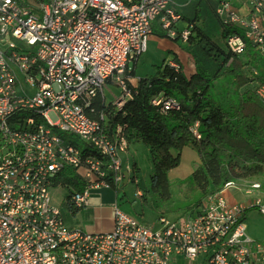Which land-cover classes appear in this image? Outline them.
Returning <instances> with one entry per match:
<instances>
[{"label": "built area", "instance_id": "2783aa9c", "mask_svg": "<svg viewBox=\"0 0 264 264\" xmlns=\"http://www.w3.org/2000/svg\"><path fill=\"white\" fill-rule=\"evenodd\" d=\"M221 0L218 13L236 24L250 43H264L263 0ZM171 0H0V264H173L177 257L209 264H264V241L246 235L245 211L264 215L262 185L243 189L228 183L211 195L200 213L183 220L159 217L162 229L139 222L114 204V227L89 233L66 226L51 190L66 169L84 170L86 188L69 199L76 209L89 205L92 191L121 187L133 167L121 157L129 145L91 117L93 102L105 87L117 85L130 97L127 70L147 52L154 23L171 28L181 15ZM251 13V14H250ZM189 31H184L187 41ZM243 54L242 35L227 39ZM172 66L176 67L175 64ZM25 77L31 92L23 88ZM131 82L134 80L131 79ZM264 103V86L258 89ZM153 104L179 110L161 97ZM103 118V115L101 116ZM95 149L103 158L85 152ZM107 160V161H105ZM240 188L246 202L230 204L227 189ZM142 193L139 190L138 196Z\"/></svg>", "mask_w": 264, "mask_h": 264}, {"label": "trees", "instance_id": "16d2710c", "mask_svg": "<svg viewBox=\"0 0 264 264\" xmlns=\"http://www.w3.org/2000/svg\"><path fill=\"white\" fill-rule=\"evenodd\" d=\"M204 2L218 21V42L211 37L204 15L187 21L184 30L174 23L171 27L176 32L174 37L164 27L165 34L161 35L184 43L193 73H185L175 58L172 63L156 65L153 74L138 77V59L134 58L129 65L131 71L127 70L125 76L130 97L123 106L107 104L105 95H99L93 102L95 111H90L91 117L99 120L111 135L121 128L128 145L143 144L148 148L153 165L151 186L158 198L169 195L168 173L179 165L181 153L187 147L200 156L201 163L189 179L208 196L206 200L222 192L228 183L240 187L264 175V103L257 92L264 86V43L248 42L241 28L220 15L221 0ZM235 8L241 15L249 14L243 6ZM179 14L182 20L184 17ZM184 31L190 33L187 41L183 39ZM233 34L244 37L247 45L243 54L230 50L227 39ZM131 79L138 81L133 83ZM225 81L233 85L225 86ZM123 95L121 91L118 99ZM159 97L176 101L180 109L164 111L155 106L153 100ZM85 152L103 160L90 146H85ZM83 173L84 170L66 169L57 178L55 187L62 185L71 189V193L72 189L82 192L87 184ZM134 174L138 177V191L142 193L139 176ZM239 180L246 181L239 185L236 182ZM123 186L113 189L120 194ZM70 197L71 194L66 199L73 208ZM206 200L198 198L184 215L200 213Z\"/></svg>", "mask_w": 264, "mask_h": 264}, {"label": "rangeland", "instance_id": "374dc122", "mask_svg": "<svg viewBox=\"0 0 264 264\" xmlns=\"http://www.w3.org/2000/svg\"><path fill=\"white\" fill-rule=\"evenodd\" d=\"M236 7L242 6V1L232 0ZM202 13L207 19L206 25L211 37L215 41H219L218 31L220 28L218 21L206 3L201 6ZM157 43H149V50L143 53L137 61L136 73L139 76H146L147 73L152 72L153 66L161 65L165 58L170 56V53H163L158 50ZM23 88H18V93L21 95L24 91L31 92V88L26 84L25 77L19 76ZM133 83H136L133 81ZM225 86H232L228 81H225ZM105 98L107 104L115 103L121 94V88L117 85H109L105 87ZM138 155L136 157L139 167V180L141 183L142 196H138V188L136 183L126 175L124 180L123 190L119 195V203L121 209L129 215L135 217L139 222L147 226L154 227L155 231L162 229L163 225L159 221L160 214H164L171 221H178L184 219V213L191 210L198 198L206 200L207 195L197 190L195 184L189 179L191 174L196 170L200 162L198 152L192 148H185L181 153L179 165L170 170L169 177V195L166 198H158L152 191V172L153 165L150 158L148 148L143 144H138ZM248 180V179H247ZM246 181V180H245ZM245 181H236L243 183ZM250 181V180H249ZM255 183L262 185L261 194L264 196V175L253 179ZM246 183L241 184L240 188H244ZM233 189V188H231ZM242 189L241 192H242ZM73 192V189H72ZM116 191L113 188H102L97 191H92L89 200L95 202L97 209L102 212L96 214H88L79 212L76 216L73 210L68 205L67 196L71 194V189L62 185L56 186L51 190V201L54 207L60 208L66 220L68 228H75L84 230L85 232H97V221L100 215L110 214V206L113 200H116ZM249 207L244 220V227L246 229L247 237L253 242L264 241V215L257 208ZM113 212V209H112ZM77 223V224H73ZM80 224V226H77ZM173 264H209L202 260L189 261L185 258L174 260Z\"/></svg>", "mask_w": 264, "mask_h": 264}, {"label": "crops", "instance_id": "0c3cea01", "mask_svg": "<svg viewBox=\"0 0 264 264\" xmlns=\"http://www.w3.org/2000/svg\"><path fill=\"white\" fill-rule=\"evenodd\" d=\"M199 1H202V0H171V4H170L171 7L174 8L177 12H180L184 17L182 18V20H179L178 22H176L178 28H180L181 30H184L187 26V21L194 19L196 17L203 18V13H201L202 11L201 6L205 2L203 0V3L199 4L198 3ZM162 25H163L162 18H158L156 22L154 23L153 35L151 36L149 43L150 42L157 43L158 48H159L158 50H161L163 53H170V56L165 58V61L163 63H166V64L172 63L173 59L177 58L180 61L182 65V69L185 73L187 74L193 73L194 69L191 65L190 56L183 49L184 43L183 45H181L182 43H179L167 37L161 36L165 34ZM148 50H149V44H148ZM155 66L156 64L153 66L152 72L147 73V75L153 74L155 72ZM139 77H144V76H139ZM137 81L138 79L135 80L136 83ZM138 147H139L138 144H130L128 150L125 153H122L121 157L123 159V162L125 164L126 163L131 164L133 167L134 173L140 176L139 167H138L137 160H136V157L139 154ZM115 194H116V200L112 201V204L110 206V214H105L104 216L100 215L98 217L97 226L99 230L97 232H109L114 227L112 207L116 203L120 205L119 203L120 194H117V193ZM224 197L228 200L230 204H238V203L246 202L244 193L241 192L240 188H233V189L225 190ZM95 205H96L95 202H92L89 200V205L87 207H84L82 209H76L75 207L72 208L70 206L71 207L70 209L73 210V214H75V216L80 211L83 213H88V214H96L98 210L99 212H102V210L97 209ZM244 218L246 219V216ZM65 223H66V220H65ZM73 224H77V223H73ZM77 226H80V224H78ZM70 229H75V228H70ZM91 233H95V232H91ZM178 259H183V257H177L175 260H178ZM200 260L201 259H199L198 261Z\"/></svg>", "mask_w": 264, "mask_h": 264}]
</instances>
